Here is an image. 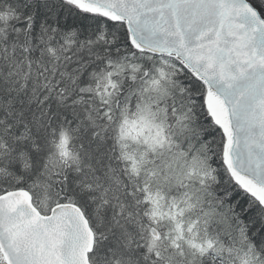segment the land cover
<instances>
[{
	"label": "snow or ice",
	"instance_id": "6c2138e0",
	"mask_svg": "<svg viewBox=\"0 0 264 264\" xmlns=\"http://www.w3.org/2000/svg\"><path fill=\"white\" fill-rule=\"evenodd\" d=\"M0 264H264V0H0Z\"/></svg>",
	"mask_w": 264,
	"mask_h": 264
}]
</instances>
